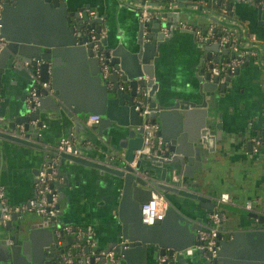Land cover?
Here are the masks:
<instances>
[{
    "label": "water",
    "instance_id": "95a60500",
    "mask_svg": "<svg viewBox=\"0 0 264 264\" xmlns=\"http://www.w3.org/2000/svg\"><path fill=\"white\" fill-rule=\"evenodd\" d=\"M143 1L119 0L120 8L132 10L136 20H129L131 33L126 46L124 43L110 44L107 35L101 34L104 20L99 15L90 17L81 6L69 9L67 0H5L0 10V35L8 41L0 48V97H3L7 84L17 76L22 79L23 85L11 109L2 111L0 108V168L4 167V162H1L4 154H11L15 146H24L39 152V155L36 154L37 163L32 168L33 184L38 180L42 167L51 161L58 169L67 162L78 166L76 168L97 169L102 174H109L115 187V204L111 212L117 214V237L102 246L94 236L95 246L113 248L126 261L136 252L141 253L147 262L150 258L156 259L159 255L177 251L175 259L161 263L175 264L183 255H190L196 250L203 252L195 248L199 242L196 231L201 224L193 222L189 214L193 213L192 209L184 199L210 200L191 189L194 178L203 171L207 152L213 149L208 146V139L221 140L220 124L214 119L222 103L221 97L228 87H232L228 83L232 80V72L229 71L225 80L220 81L219 75H212L210 68L236 54L219 41L222 27H229L227 20H231L230 15L210 10L220 0L217 3L209 0H147L154 16L150 20H141L139 4ZM259 1L229 0L226 6L256 7L257 16L264 24V0L257 4ZM193 7H197V11ZM192 12H197L200 19H210L215 23L212 34L208 33V26L202 27L201 34L206 38L199 39L193 29L180 27L182 15ZM171 16L175 18L171 19ZM163 28L168 29V34ZM173 30L191 34L197 55L192 80L182 89L166 87L156 70ZM93 33L98 38L99 49L109 57L112 70L108 77L101 74L91 40ZM249 33L255 44L257 37L253 38V32ZM253 48L258 52L260 50L257 45ZM221 54L228 56L221 59ZM74 63L95 90L85 103L77 104L60 94L54 79L52 86H55L56 99L44 92L46 96L40 94L38 103H27L26 97L37 80L46 81L49 70L53 75L65 64ZM233 72L237 74L239 67ZM0 106H4L2 101ZM145 107L148 111L142 112ZM44 111L55 118L64 131L58 139L64 136L71 138V123H74L77 132L80 131L78 128L83 114H98L99 120L76 135L74 147L77 153L60 152L52 144L44 143L45 129L41 127ZM33 119L37 120L36 125L30 123ZM147 119L158 124L161 149L156 153H139L135 165L131 166L129 161L135 157L134 151L142 145V123ZM20 123L26 131L24 136L16 127ZM212 125L218 128L216 135L209 132ZM114 137L121 138L115 143L112 140ZM121 148H125L122 156ZM95 151L104 153V156H97ZM61 173L67 179L66 173ZM142 173L147 177H143ZM0 184L4 185L6 204H19L9 200L5 184ZM53 185L67 184L57 182ZM34 191L26 202L28 207L36 196L35 188ZM153 192L163 195L168 205L162 219L148 224L141 220V205L150 199ZM177 201L186 210H181L176 205ZM213 205L212 202L207 205L208 213L213 211ZM61 213L62 210H59L55 220ZM248 216L252 219L244 233L247 238H252L255 248L264 251V215L249 211ZM55 220L19 211L13 212L4 223L0 202V264H64V244L58 242L54 230L56 226L68 222L55 223ZM38 232L46 233L43 237L48 236L47 239L39 237ZM220 237L219 233L218 239ZM121 239L128 240L127 246L120 243ZM188 246L193 249L190 254L184 250ZM218 254H223L220 248Z\"/></svg>",
    "mask_w": 264,
    "mask_h": 264
},
{
    "label": "crops",
    "instance_id": "0c3cea01",
    "mask_svg": "<svg viewBox=\"0 0 264 264\" xmlns=\"http://www.w3.org/2000/svg\"><path fill=\"white\" fill-rule=\"evenodd\" d=\"M67 1L69 9H76L80 6L85 9L89 8L96 12L94 16L90 17L99 15L98 17L104 20L103 25L105 26L102 27V30L104 35H107L110 44H127L125 42H128L131 33L129 20H136L132 10L120 8L119 0ZM228 1H225L226 4ZM261 1L263 2L260 0L257 4ZM193 8L195 11L198 9L197 7ZM255 8L247 5L239 7L237 4H233L229 8L231 20H227L228 28L237 36L239 46L254 49L253 45H257L260 50L256 54H248L244 57V61L237 66L239 67L237 74L232 72V80L228 81L232 87H228L221 97L222 103H220L214 119L215 123L220 124L221 140L208 139V146L213 149L207 152V160L202 167L203 171L201 170V174L193 180L194 185L191 190L207 196L210 200L184 199L192 209L193 213L189 214L192 216L193 222L201 224V228L209 222L210 212L208 213L207 205H210V202L214 203L213 210L224 214V219L219 224L221 237L218 241L223 254H218V264H264V251L255 248L251 241L252 238H247L244 233L252 219L248 216L249 211H254L260 216L264 215V143L254 150L252 142L254 135L263 138L264 142V24L258 18ZM196 13L182 15L181 22L190 26L188 29H201L208 26L209 33L215 23L210 19H200ZM174 18L171 16V19ZM163 29L168 34V29ZM249 32H253L254 37H257L255 44L252 43ZM163 51L158 68H156L163 83L169 89L186 87L192 80L194 65L197 62L191 34L186 31L173 30ZM213 56L216 54L213 53ZM227 56L221 54V59H225ZM84 76L75 63L65 64L53 75L49 70L48 81L52 85L54 79L55 83L59 85L60 94L77 104H83L95 93ZM22 85V79L18 76L7 84L3 97H0V101L4 105L0 106L2 111L11 109V105L17 101L22 92ZM52 87L54 92L51 94L56 99L55 86ZM42 95L46 96L44 92ZM5 99L6 101H4ZM42 116L44 122L41 127L45 129L44 143L56 147L57 140L64 131L58 126L55 118L51 115L48 116L47 111L42 112ZM87 117L88 115L83 114L78 132L74 123H71L70 139L74 143H76V135L83 133L86 126L94 123H88ZM21 125L23 126V123L16 124V127L20 131V135L24 136L26 131L21 129ZM217 130V126L212 125L209 132L211 135H216ZM120 138L114 137L112 140L117 143ZM124 152L125 148H121V156ZM36 154L39 155V152L31 148L15 146L11 150V154L7 153L2 157L1 162H4V167L0 168V183L5 184L11 202L26 204L34 195L36 183L33 184L32 168L37 163ZM97 156L103 157L104 153L98 152ZM55 159L56 157L53 158V160ZM76 167L78 166L67 164V162L62 163L59 169L56 166L59 174L57 182L67 185L54 186L58 195V207L59 210H62L55 223L59 221L72 225H89L93 229L98 244L104 246L110 239L117 237L115 231V227L119 225L117 214L111 212L115 204L113 200L115 187L111 183L109 174H102L97 169ZM61 172L66 173L67 179ZM0 187L5 190L4 185L0 184ZM60 191H62L61 195ZM221 192H228L230 200H220ZM5 200H7L6 197ZM246 200L251 201L252 210L245 208ZM176 205L181 210H186L182 205H179L178 201ZM23 211L35 213L31 209ZM38 233L39 237L47 239L48 236L43 237V234L46 233ZM72 240H74V235L69 233L64 236L63 243H71ZM236 252L237 255H235ZM117 256L118 261L113 264H161L163 262L160 260V255L156 258L157 260L150 258L147 262L142 254L137 252L132 254L129 261L124 260L120 253ZM175 258L176 254L170 255L168 261ZM175 264H211V260L204 252L196 250L190 255L179 257Z\"/></svg>",
    "mask_w": 264,
    "mask_h": 264
},
{
    "label": "built area",
    "instance_id": "2783aa9c",
    "mask_svg": "<svg viewBox=\"0 0 264 264\" xmlns=\"http://www.w3.org/2000/svg\"><path fill=\"white\" fill-rule=\"evenodd\" d=\"M211 3H217V0H209ZM221 1V0H220ZM5 0H0V10L4 5ZM222 7L219 14H227L231 16L230 9L225 5V1L222 0ZM141 7V20H150L154 13L149 9L147 0H144ZM89 16H94L96 12L89 8L84 9ZM82 11H79L81 14ZM180 27H187L184 22L180 23ZM199 39L206 38L201 34L200 28H192ZM0 32H1V22H0ZM210 34L212 31L210 29ZM101 34L104 32L101 30ZM235 33L228 27H222V33L219 37L221 45L226 44L231 52L236 55L228 60H221L212 65L210 68L211 74H218L220 81H224L227 73L233 72L234 69L244 61V57L248 54H256V49L246 50L241 49ZM254 38V35H253ZM91 40L93 41V50L97 52L101 74L103 77H108L111 73V66L108 63L109 57L105 54V51L99 49L98 38L91 35ZM7 39L0 35V48L7 43ZM40 90V92H39ZM43 92L53 93L54 88L51 83L46 81L37 80L36 83L31 88L29 94L26 97L28 104L35 102L38 103V98ZM148 108H143L142 112H147ZM99 120L98 114H89L87 117V122H96ZM32 125H36L37 120L33 119L30 121ZM143 134H142V145L140 148L135 150V156L141 152L145 153H156L157 150L161 149L162 138L157 134L158 124L151 122L149 119L143 121ZM21 129L23 126L21 125ZM263 138L260 136H252L253 149L257 150L258 147L263 144ZM56 148L60 152L67 153H77V149L74 147V142L68 137H62L59 139ZM136 162V157H134L129 164L134 166ZM143 177H147V174L142 173ZM59 180V174L56 169V165L53 161L45 164L39 172L38 180L36 181V196L31 200V205L28 207L27 204L21 203L14 206L6 204L5 195L3 187H0V201L2 206V221L5 223L8 218H10L13 212L23 211L25 209H31L36 214L46 217L47 219L55 220L59 207H58V195L53 184ZM219 199L222 201L230 200V195L228 192H221L219 194ZM168 205L166 198L157 193H152L150 199L141 205V220L144 223H154L157 219H162L164 217L165 209ZM244 206L248 210H252V203L250 200L244 202ZM224 219V214L218 210H213L209 214L208 224L198 229L197 240L199 241L195 244V248L203 250L208 259L211 260V264L217 263V251L219 248L218 234H219V224ZM55 236L60 244H64V252L62 254L64 264H113L118 261V253L115 249H103L95 246L93 229L91 226H80L72 224H62L56 226L54 230ZM72 233L74 235V240L71 243H63L64 236L66 234ZM127 239H121L120 243L127 246ZM187 254L192 252V247L188 246L185 249ZM177 251H173L172 254L165 253L160 255V260H168L170 255L176 254Z\"/></svg>",
    "mask_w": 264,
    "mask_h": 264
},
{
    "label": "trees",
    "instance_id": "16d2710c",
    "mask_svg": "<svg viewBox=\"0 0 264 264\" xmlns=\"http://www.w3.org/2000/svg\"><path fill=\"white\" fill-rule=\"evenodd\" d=\"M224 1H226V0H224ZM222 5H223V3L221 0V2L219 4H217L215 8L210 7V10H212L213 12L220 13V9H221ZM225 5H226V2H225ZM218 30H219V28H218Z\"/></svg>",
    "mask_w": 264,
    "mask_h": 264
}]
</instances>
